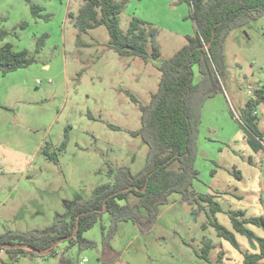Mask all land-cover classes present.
Wrapping results in <instances>:
<instances>
[{
	"label": "rangeland",
	"instance_id": "obj_1",
	"mask_svg": "<svg viewBox=\"0 0 264 264\" xmlns=\"http://www.w3.org/2000/svg\"><path fill=\"white\" fill-rule=\"evenodd\" d=\"M126 2L121 29L127 32L133 19L151 23L158 30L160 58L145 62L119 56L109 48L105 26L82 34L78 45L72 15L83 0H0V32L9 33L0 39V49L11 44L36 59L28 68L6 75L0 71V234L50 229L67 214V203L113 184L121 168L136 175L146 166L149 147L132 135L142 127L139 105L150 103L161 79L158 68L187 44L196 26L188 6L177 0ZM33 5L40 17L34 16ZM224 52L223 92L201 111L194 164L198 176L188 200L169 196L146 232L132 222L119 223L109 240L116 254L112 264H243L246 254L257 252L233 230L230 216L243 211L246 218L264 217V149H252L243 124L248 103L261 98L255 111L264 134V16L232 31ZM46 148L58 155V162L43 154ZM177 168L178 163L171 166ZM198 196L212 198L221 212L213 215ZM213 221L235 234L239 250L217 235ZM246 227L264 238L261 228ZM111 228L112 218L105 213L84 234L94 248L64 241L41 258L12 261L1 251L0 260L105 264L104 236L111 235ZM209 241L213 250L207 260L203 253Z\"/></svg>",
	"mask_w": 264,
	"mask_h": 264
},
{
	"label": "trees",
	"instance_id": "obj_2",
	"mask_svg": "<svg viewBox=\"0 0 264 264\" xmlns=\"http://www.w3.org/2000/svg\"><path fill=\"white\" fill-rule=\"evenodd\" d=\"M177 1L189 6V18L196 26V35L187 36V44L158 68L161 73L159 87L148 105H139L137 98L128 94L139 105L142 114V127L132 135L142 137L149 147L146 166L136 175L127 168H121L115 174L113 184L98 187L88 199L67 203V214L60 216L50 229L0 234L1 245L16 246L0 247V252L5 251L12 261L27 255L41 258L36 252H46L59 241H69L71 245L77 243L82 249L94 248L95 243L85 239L84 234L107 213L112 218L113 231L110 236H104L102 260L105 264H112L116 254L109 240L119 223L132 222L146 232L157 221L160 207L167 204L169 196L181 194L188 200L198 176L194 164L201 111L207 100L223 92L221 78L226 69L225 43L232 31L264 16V0ZM126 4V0H83L78 14L72 15L79 32L78 45L82 34L105 26L110 36L109 48L119 56L140 58L145 62L160 58L158 30L151 23L133 19L127 32L121 29L120 20ZM32 10L35 17H40L38 7L33 5ZM8 35L7 31H1L0 39L5 40ZM45 38L43 36L38 41L37 52L43 47ZM35 63V57L28 50L16 52L11 44L0 49V71L3 75ZM260 103L261 98L248 103L243 112L248 142L255 152L264 149V134L259 129L255 111L256 104ZM43 154L58 162V155L50 154L48 148L43 150ZM174 163H178L175 170L171 169ZM197 198L209 205L213 215L221 212V207L212 198ZM230 219L233 230L245 236L257 251L246 254L243 264H264V238L246 227L252 225L264 231V217L246 218L245 212L238 211L231 214ZM212 226L220 238L240 249L233 232L217 221H213ZM212 250V243L206 242L203 256L207 260ZM0 264H3L1 260Z\"/></svg>",
	"mask_w": 264,
	"mask_h": 264
},
{
	"label": "water",
	"instance_id": "obj_3",
	"mask_svg": "<svg viewBox=\"0 0 264 264\" xmlns=\"http://www.w3.org/2000/svg\"><path fill=\"white\" fill-rule=\"evenodd\" d=\"M210 47V45L209 46H207V47H205V49H208ZM75 235V234H74ZM73 235V236H74ZM72 236V237H73ZM62 241H59V242H57V243H55L48 251H46V252H36V253H38V255L39 256H46V255H49L50 254V252H51V250H53L55 247H57L60 243H61ZM0 247H2V248H4V249H7V248H15V247H10V246H6V245H1L0 244Z\"/></svg>",
	"mask_w": 264,
	"mask_h": 264
},
{
	"label": "crops",
	"instance_id": "obj_4",
	"mask_svg": "<svg viewBox=\"0 0 264 264\" xmlns=\"http://www.w3.org/2000/svg\"><path fill=\"white\" fill-rule=\"evenodd\" d=\"M117 1H120V0H117ZM175 2H176V0H175ZM186 5V4H185ZM188 6V5H187ZM188 8H189V6H188ZM189 12H190V8H189ZM195 35H196V32H195ZM194 35V36H195ZM157 42H158V37H157ZM159 44V43H158ZM160 46V45H159ZM39 258V257H38Z\"/></svg>",
	"mask_w": 264,
	"mask_h": 264
},
{
	"label": "built area",
	"instance_id": "obj_5",
	"mask_svg": "<svg viewBox=\"0 0 264 264\" xmlns=\"http://www.w3.org/2000/svg\"><path fill=\"white\" fill-rule=\"evenodd\" d=\"M88 261L86 260V259H84L83 261H82V264H86Z\"/></svg>",
	"mask_w": 264,
	"mask_h": 264
}]
</instances>
